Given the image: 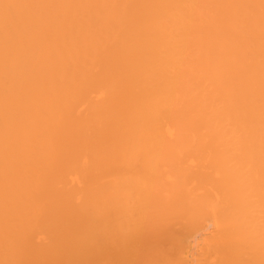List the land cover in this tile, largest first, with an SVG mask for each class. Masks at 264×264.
<instances>
[{
    "label": "bare ground",
    "instance_id": "1",
    "mask_svg": "<svg viewBox=\"0 0 264 264\" xmlns=\"http://www.w3.org/2000/svg\"><path fill=\"white\" fill-rule=\"evenodd\" d=\"M0 264H264V0H0Z\"/></svg>",
    "mask_w": 264,
    "mask_h": 264
},
{
    "label": "rangeland",
    "instance_id": "2",
    "mask_svg": "<svg viewBox=\"0 0 264 264\" xmlns=\"http://www.w3.org/2000/svg\"><path fill=\"white\" fill-rule=\"evenodd\" d=\"M194 237L196 238V236H194ZM190 239H191V238H190ZM190 239H189V240H190ZM195 240H196V239H195ZM195 240L192 241V239H191V242L189 241V243L187 244V251H188V252H189V250H190L191 253L194 252V251L197 252V251L201 248L200 246H201L202 244H201L200 242L198 243V242L195 241ZM191 243H192V244H195V245H192ZM197 243H198V244H197ZM200 244H201V245H200ZM197 245H198V246H197ZM188 246H189V247H188ZM190 246H191L192 248H193V247H195V248L192 249V248H190ZM199 247H200V248H199ZM194 249H195V250H194ZM193 258H194V257H193ZM190 259H192V257H191Z\"/></svg>",
    "mask_w": 264,
    "mask_h": 264
}]
</instances>
